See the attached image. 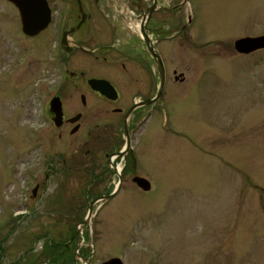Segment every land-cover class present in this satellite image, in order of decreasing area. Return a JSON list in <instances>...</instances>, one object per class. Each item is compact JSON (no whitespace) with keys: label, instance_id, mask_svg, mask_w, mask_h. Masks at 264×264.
Here are the masks:
<instances>
[{"label":"rangeland","instance_id":"rangeland-1","mask_svg":"<svg viewBox=\"0 0 264 264\" xmlns=\"http://www.w3.org/2000/svg\"><path fill=\"white\" fill-rule=\"evenodd\" d=\"M49 2L53 22L28 36L16 5L0 0V264H38L70 239V254L55 261L82 264L76 250L89 264L113 256L124 264H264V48L235 47L240 37L264 34V0H189L191 25L185 7L175 18L160 14L171 19L159 43L168 110L132 118L134 149L116 159L124 180L93 218V246L85 237L90 211L103 189L120 184L114 172L99 178L105 153L123 145L113 128L123 115L113 107L127 105L94 96L85 77H109L130 102L148 75L134 59L136 43L96 55L66 51L60 39L78 21V2ZM84 9L90 18L73 41L112 43L105 18L113 15L119 39L137 38L104 0H85ZM57 94L65 116L81 112L78 131L52 120ZM134 159L155 182L151 192L126 175Z\"/></svg>","mask_w":264,"mask_h":264},{"label":"flooded vegetation","instance_id":"flooded-vegetation-1","mask_svg":"<svg viewBox=\"0 0 264 264\" xmlns=\"http://www.w3.org/2000/svg\"><path fill=\"white\" fill-rule=\"evenodd\" d=\"M49 2V0H48ZM78 2V14H77V18L78 21L75 25L70 26L68 29H65L66 31H69L71 28L76 27V29L72 32H70L67 36V42L68 44L71 46V50L75 49V48H79L81 49L84 53H90V54H94L96 55L99 50L101 49H106V48H115L116 50L119 49V46H123L122 44H130V43H136L138 46V52L136 53V57H134V59L136 61H138V63L140 64V68L147 72L145 73L146 76L148 75L147 79L144 80V82L142 81V85H140V88H142L141 90L137 91L136 96H134V98L128 102V101H124L123 100V96H122V92L120 90V88L118 87V85L109 77L106 76H102V75H98V76H87L85 77V85L88 88L89 92L92 93L94 96H97L99 98H105L109 101H113V102H123L125 105V107H113L114 112L117 114H122L123 117L120 119H118L117 124H113V128H114V132L115 134H118L120 136L119 140H123V145L119 146L118 148H114L112 149L110 152L105 153L106 156V160H104V162H102V167L103 170L101 169V177L99 178H105V174L107 173V171L110 172H114L116 174V176L118 175L119 177V182L122 184L124 178H123V173L121 172L120 174L118 173L117 170V166L115 165V162L117 161L116 158L114 157H122V156H117L116 154L121 152L125 145H126V122L128 125V132L131 135V141L133 142V135L135 134L136 131H133V124L131 123L132 118H134L137 115H142L145 114L147 116H149L150 118H152V114L154 113V108H156V112L157 114L161 113V115L165 113H167V99H166V86H167V68H166V63H165V56L164 53L159 45L160 43V39L162 38V35L165 33H167V26L169 25V23L171 22L170 18H162V15H160L162 12H172V18H175L177 15H179V13L183 10V8L185 7L188 10V16H187V21L189 23V25L194 24V20H192L190 18V9L187 6V4L185 3V0H104L106 6L111 10H113L114 12H117L118 16L122 19L120 21H124L127 22L129 21L132 25L131 27V35L133 36L132 33L135 34V36H137V38H131L130 40H126L123 41L122 39H119L117 37L118 34V22L116 20V16L113 15V19L110 21L109 19L105 18L108 22V24H110V27L112 28L113 32H112V43H108V44H95V45H90L87 40L84 37L83 41H73L74 38H71L72 34L76 33L86 22V20H88L87 18H90V15L88 13H85V0H77ZM96 2L99 4L100 0H96ZM50 4V2H49ZM51 5V4H50ZM54 5V4H52ZM120 6L121 10H118L117 7ZM133 16V17H131ZM54 19V18H53ZM92 29V28H90ZM144 33H146V35L152 39L155 40V47L158 49V51L160 52L163 61H164V65H165V85L161 90V94L159 95V97L156 99L155 102H153L152 100L155 98V95L159 92V88H160V73H159V69L158 66L155 62V59L153 58L152 54L149 51L148 45L145 42V35ZM39 35V34H38ZM37 36V35H36ZM164 36V35H163ZM249 36V35H247ZM244 36V37H247ZM168 36H166L167 38ZM243 38V37H240ZM239 39V38H238ZM86 40V41H85ZM237 40V39H236ZM235 40V41H236ZM141 42L143 44V46L141 45ZM68 46V45H67ZM63 47V46H62ZM65 48V47H63ZM261 49H257L255 51L258 50H262ZM66 50V49H65ZM67 51V50H66ZM98 51V52H97ZM253 51V52H255ZM69 52V51H68ZM127 52V51H125ZM251 52V53H253ZM96 59H98V57L96 56ZM64 66L66 67V72L68 69V65H69V60L65 59V62L63 63ZM84 66H85V61H84ZM125 67V65H124ZM156 70V76H157V80L154 81L153 79V74L155 73ZM150 71V72H149ZM84 72V71H83ZM92 78H96V79H107L111 82V84L115 87L116 91H117V96L116 98H110L107 95L103 94L102 92H100L99 90H96L94 88L91 87L89 80ZM60 97L61 101H62V108H63V123L61 126H63V124H69L70 125V131L73 130V128H75L78 124H79V128L77 129V131L81 128V122L80 121H76V122H71L70 119L74 116H65L64 113V101L62 96L59 94L55 95ZM54 96V97H55ZM87 99L88 97L82 93L81 94V101L83 103V105L85 106V104H87ZM151 100V101H150ZM51 106V105H50ZM50 109V107H49ZM81 112H78L77 114H79ZM140 113V114H139ZM76 114V115H77ZM50 116L52 118V120L54 121V117L56 116V114L50 109ZM82 118V116H81ZM149 118V119H150ZM81 120V119H80ZM143 118H141L139 121H137V123H142ZM55 123V121H54ZM60 126V127H61ZM132 133V134H131ZM114 144V142L112 143V145ZM128 153H126L125 155H123V158L125 159V157L127 156ZM116 155V156H115ZM129 160H126L124 168L126 175L129 174L132 177V180L134 181V178L136 176H140V177H147L144 176L142 174H139L138 171V167H141V163L139 161V159H134L133 163H128ZM100 163L98 164V166L100 167ZM96 171H94L93 173H95ZM128 172V173H127ZM95 175V174H94ZM100 176V174L97 175V177ZM94 178V181L96 180V178ZM135 183V181H134ZM142 192H146L143 189H141ZM113 189H103L101 192V196L104 195H108L110 193H112ZM100 192V193H101ZM99 196V197H101ZM97 197V196H96ZM98 198V197H97ZM112 200V198L110 199ZM92 206H90L89 208H91ZM87 225V224H86ZM88 226V225H87ZM64 245H60V244H56L55 247L52 250H49V252H47L46 255H40L41 259L40 262H38V264H65L63 262L60 261H55L53 259V257L56 254H62V256L66 257L68 254H70L69 251V245L71 244V239L70 242H68L66 245L65 243H63ZM78 246H81V239L78 242ZM73 253L75 255H78L80 253H78L76 250L73 251ZM73 256L72 260L76 261V256ZM83 255V254H81ZM60 262V263H59Z\"/></svg>","mask_w":264,"mask_h":264},{"label":"water","instance_id":"water-1","mask_svg":"<svg viewBox=\"0 0 264 264\" xmlns=\"http://www.w3.org/2000/svg\"><path fill=\"white\" fill-rule=\"evenodd\" d=\"M12 1L19 9L21 22L23 26V31L29 35H36L46 29L52 20L51 15V8L47 2V0H10ZM75 28H72L70 31H74ZM69 31L64 33L62 42L65 44L67 42V34ZM145 35V42L148 45L149 51L152 54L155 62L158 66L159 73H160V88L159 92L155 95V98L152 100L153 102L161 94V90L165 85V65L163 58L155 47L152 40L144 33ZM235 47L238 51L242 53H250L254 50L264 48V34L258 36H247L243 38H239L235 41ZM89 83L92 88L99 90L103 94L107 95L110 98H116L117 91L115 87L111 84V82L107 79H96L92 78L89 80ZM151 101V100H150ZM50 109L56 114L54 117L55 124L60 126L63 123V108H62V101L60 97L55 96L50 101ZM82 114L79 113L70 119L71 122H76L81 118ZM126 145L124 149L117 153V156H123L127 153V151L131 148V138L128 133V125L126 122ZM79 128V124L73 128L72 133L76 132ZM134 181L144 190H149L151 188V182L145 178L136 176ZM121 187V183L119 184L118 188L115 189L111 194L101 197V200L105 201L112 197H114L118 190ZM39 185L37 184L33 188V194H36ZM86 223V220L82 222V226ZM77 233H80V230L77 229ZM83 264H88L86 259H83ZM102 264H123V261L118 258L114 257L107 261H104Z\"/></svg>","mask_w":264,"mask_h":264},{"label":"bare ground","instance_id":"bare-ground-1","mask_svg":"<svg viewBox=\"0 0 264 264\" xmlns=\"http://www.w3.org/2000/svg\"><path fill=\"white\" fill-rule=\"evenodd\" d=\"M131 17H133V16H131ZM118 169H119V170L122 169L121 164L118 165Z\"/></svg>","mask_w":264,"mask_h":264}]
</instances>
